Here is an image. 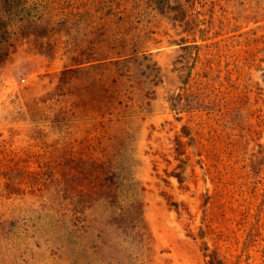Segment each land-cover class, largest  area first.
<instances>
[{
  "label": "rangeland",
  "instance_id": "1",
  "mask_svg": "<svg viewBox=\"0 0 264 264\" xmlns=\"http://www.w3.org/2000/svg\"><path fill=\"white\" fill-rule=\"evenodd\" d=\"M0 264H264V0H0Z\"/></svg>",
  "mask_w": 264,
  "mask_h": 264
},
{
  "label": "trees",
  "instance_id": "2",
  "mask_svg": "<svg viewBox=\"0 0 264 264\" xmlns=\"http://www.w3.org/2000/svg\"><path fill=\"white\" fill-rule=\"evenodd\" d=\"M119 160H120L119 158L116 159L111 158V160H107L104 162H99L96 160L88 161L87 165L94 174L95 182H99L102 179L105 184L107 183V188L109 190L113 189L112 185H113L114 175H116V168L120 164Z\"/></svg>",
  "mask_w": 264,
  "mask_h": 264
}]
</instances>
